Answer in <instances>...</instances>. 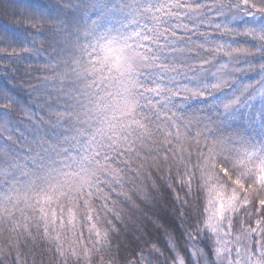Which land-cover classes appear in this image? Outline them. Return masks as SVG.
Here are the masks:
<instances>
[{"label":"snow or ice","instance_id":"1","mask_svg":"<svg viewBox=\"0 0 264 264\" xmlns=\"http://www.w3.org/2000/svg\"><path fill=\"white\" fill-rule=\"evenodd\" d=\"M0 264H264V0H0Z\"/></svg>","mask_w":264,"mask_h":264}]
</instances>
